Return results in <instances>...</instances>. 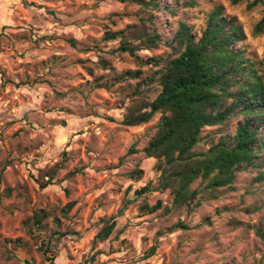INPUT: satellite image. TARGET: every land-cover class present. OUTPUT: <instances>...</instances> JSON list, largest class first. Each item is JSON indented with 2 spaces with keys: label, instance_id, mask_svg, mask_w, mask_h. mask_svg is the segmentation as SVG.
Here are the masks:
<instances>
[{
  "label": "rangeland",
  "instance_id": "1",
  "mask_svg": "<svg viewBox=\"0 0 264 264\" xmlns=\"http://www.w3.org/2000/svg\"><path fill=\"white\" fill-rule=\"evenodd\" d=\"M252 1L198 0L189 7L160 0L150 27L170 41L183 20L200 35L207 12L220 5L246 34L235 46L260 60L264 34L252 31L264 5L248 8ZM139 13V4L120 0H0V264H50L39 239L50 241L56 264H264V238L256 232L264 227V182H253L251 171L240 172L235 188H223L217 197L200 194L201 204L190 210L140 208L159 199L171 205L169 191L135 193L160 174L143 149L161 113L125 125L129 86L95 87L96 77L110 78L115 71L141 67L149 74L150 65L117 50L119 40L104 39L107 31L138 23ZM170 50L160 44L139 54ZM142 87L149 88V99L161 88L157 81ZM132 147L137 152L130 153ZM56 164L52 183L41 187ZM135 168L144 169L142 179L128 176ZM41 209L50 214L39 235L32 216ZM113 219L109 238L96 239L105 220ZM179 220L190 228L168 231Z\"/></svg>",
  "mask_w": 264,
  "mask_h": 264
},
{
  "label": "trees",
  "instance_id": "2",
  "mask_svg": "<svg viewBox=\"0 0 264 264\" xmlns=\"http://www.w3.org/2000/svg\"><path fill=\"white\" fill-rule=\"evenodd\" d=\"M140 5L138 23L115 31H107L105 40H119L117 48L127 53L140 66L150 65L149 74L140 68H128L114 72L110 78H95V87L111 89L116 83L125 82L131 91L130 103L122 123L135 126L150 121L160 112L157 129L144 147L147 157L156 159L155 170L159 172L156 183L149 181L137 189V196L159 191H169L171 205L159 199L150 205L144 202L141 210L152 213L161 208L165 212L191 209L202 202L204 196L217 197L223 188L234 189L240 172L254 173L253 182H264V58L250 56L244 47L235 43L243 41L246 34L235 17L227 16L222 6L217 5L207 12L205 26L199 35L186 21L181 20L172 40L164 38L154 26L153 9L160 0H120ZM238 4L242 0H231ZM175 4L193 7L198 0H174ZM264 0L248 3L252 8ZM176 5L173 4L172 12ZM253 34H264V14L255 23ZM75 44V40L71 39ZM164 44L171 50L166 55L144 57L141 50H151ZM103 67L107 61L101 60ZM88 69H91L88 67ZM93 73L92 69L90 70ZM105 78V80H104ZM140 79L136 84L131 80ZM157 81L160 90L154 99H149L148 87ZM235 121L234 131L228 126ZM217 126L204 133L207 127ZM208 145L207 148H202ZM130 153L137 152L132 147ZM60 168L54 165L46 173L50 177L40 182L41 187L52 183ZM75 170L72 175L76 173ZM144 169L135 168L128 173L134 180L142 179ZM200 184L194 187L195 181ZM73 202L63 211L71 209ZM50 213L41 209L32 220L39 235L44 229L43 221ZM116 227V220H105L96 239L109 238ZM174 228L189 229L186 222L179 220ZM31 231H35L29 227ZM256 232L264 238V227ZM162 233V232H159ZM39 238V236H37ZM20 239H17L19 242ZM39 249L50 264H56L54 250L49 240L39 239ZM156 246L151 251L155 252ZM26 264H34L30 260Z\"/></svg>",
  "mask_w": 264,
  "mask_h": 264
}]
</instances>
